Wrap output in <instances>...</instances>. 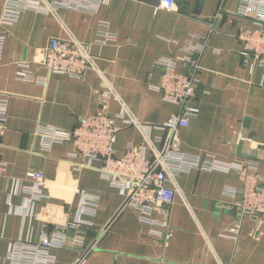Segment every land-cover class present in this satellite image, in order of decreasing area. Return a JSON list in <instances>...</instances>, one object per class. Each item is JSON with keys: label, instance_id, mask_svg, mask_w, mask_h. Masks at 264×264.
I'll return each mask as SVG.
<instances>
[{"label": "crops", "instance_id": "1", "mask_svg": "<svg viewBox=\"0 0 264 264\" xmlns=\"http://www.w3.org/2000/svg\"><path fill=\"white\" fill-rule=\"evenodd\" d=\"M240 1L206 0L198 14L195 0H181L171 11L142 0H109L96 13L27 10L3 28L9 36L0 93L8 99V123L0 139V264H10L12 243H38L54 231L65 237L51 248L54 264H264V218L238 207L243 181L236 171L181 173L174 202L153 214L166 224L149 225L124 207L125 196L102 177L100 162L80 166L84 159L71 140L48 145L39 132L44 126L73 130L80 117L99 110V93L110 82L123 101L114 100L110 114L127 110L136 119H119L116 156L129 144H143L148 157L153 145L226 162L256 161L264 188V66L253 53L242 54L240 29L258 25L236 13ZM3 6L0 0V15ZM102 21L109 22L115 41L99 40ZM71 37L88 46L97 70L77 78L41 68V82L17 78L20 63L42 61L51 39ZM189 55L196 68L185 64ZM162 58L198 81L189 103L197 112L174 135L162 128L178 110L163 98ZM30 172L44 173L43 197ZM238 221V239L224 236Z\"/></svg>", "mask_w": 264, "mask_h": 264}, {"label": "built area", "instance_id": "2", "mask_svg": "<svg viewBox=\"0 0 264 264\" xmlns=\"http://www.w3.org/2000/svg\"><path fill=\"white\" fill-rule=\"evenodd\" d=\"M109 0H4L0 15V62L8 32L3 28H10L19 19L20 15L32 10L40 13L56 14L59 8L73 9L87 13H96L101 4ZM181 0H160V7L174 10ZM238 15L252 17L258 28L243 26L239 37L243 42L242 54L251 53L264 66V0H241L236 11ZM116 35L109 30V22L102 21L99 29V40L103 43L115 41ZM158 64L164 67L161 84L163 98L175 104L178 110L163 124L162 128L169 130L173 135L181 127L189 125V119L197 112L190 107V101L196 96L198 81L187 74L177 71V62L171 58H162ZM185 64L197 67V59L191 55ZM45 68L49 72L67 74L71 77L83 78L88 69H98L96 58L90 53L88 46L75 37L69 39L53 38L44 50L43 59L38 63H20L17 78L23 81L41 82L37 71ZM114 100L122 101L119 93L110 82H106L98 97L99 110L80 117L78 125L71 131L55 126L41 127L46 144L71 140L78 153L83 157L80 166L92 167L94 162H100V172L103 178L120 189L125 196L124 207L134 208L140 219L149 225L164 226L166 222L156 219L153 214L162 206L171 205L180 192L177 186V176L192 169L218 170L224 172L236 171L243 186L241 189L242 201L238 207L242 212L253 217L264 218V188L259 184L257 177L258 163L226 162L213 155H194L182 153L175 148L167 147L160 150L152 146V156H147V148L143 144H129L123 154L116 156L115 142L119 130L118 121L136 123L132 113L126 112L113 116L110 114ZM8 99L0 93V139L7 130ZM4 165L0 164V172ZM27 176L36 182L39 197H43L42 187L45 184V175L42 172H30ZM167 183H172L173 187ZM230 195L234 192L228 191ZM84 211V208L82 209ZM80 219L73 221V225L80 223ZM69 226V224H68ZM63 229V228H62ZM241 230V221L224 236L237 240ZM155 233H158L156 230ZM64 234L54 231L51 235L44 234L38 243L16 241L6 256L10 264H54L55 258L51 248L63 245Z\"/></svg>", "mask_w": 264, "mask_h": 264}, {"label": "water", "instance_id": "3", "mask_svg": "<svg viewBox=\"0 0 264 264\" xmlns=\"http://www.w3.org/2000/svg\"><path fill=\"white\" fill-rule=\"evenodd\" d=\"M142 1L151 3L154 6H159L160 5V0H142ZM205 1L206 0H195V13H198V14L201 13ZM252 136L254 138V134ZM242 145H243V142H240V144H239V153L241 152ZM262 148H264V147H262Z\"/></svg>", "mask_w": 264, "mask_h": 264}]
</instances>
